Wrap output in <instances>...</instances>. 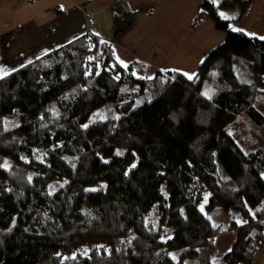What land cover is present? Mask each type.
I'll return each mask as SVG.
<instances>
[{
  "label": "trees",
  "instance_id": "trees-1",
  "mask_svg": "<svg viewBox=\"0 0 264 264\" xmlns=\"http://www.w3.org/2000/svg\"><path fill=\"white\" fill-rule=\"evenodd\" d=\"M250 6L202 0L191 27L208 19L226 38L192 80L125 68L89 34L0 78V264H186L223 234L233 242L217 264H253L264 146L246 151L233 129L243 114L264 125V40L219 14ZM207 194V210L239 220L214 226Z\"/></svg>",
  "mask_w": 264,
  "mask_h": 264
},
{
  "label": "crops",
  "instance_id": "crops-1",
  "mask_svg": "<svg viewBox=\"0 0 264 264\" xmlns=\"http://www.w3.org/2000/svg\"><path fill=\"white\" fill-rule=\"evenodd\" d=\"M201 2L0 0V67L13 71L89 34L111 43L119 62L146 65L151 79L158 72L187 73L195 78L205 57L226 38L208 19L191 27ZM259 3L251 0L240 20L239 10L230 9L234 17L229 19L230 30L264 36V3ZM252 16L256 24L261 22L254 24L255 31L243 24Z\"/></svg>",
  "mask_w": 264,
  "mask_h": 264
},
{
  "label": "rangeland",
  "instance_id": "rangeland-1",
  "mask_svg": "<svg viewBox=\"0 0 264 264\" xmlns=\"http://www.w3.org/2000/svg\"><path fill=\"white\" fill-rule=\"evenodd\" d=\"M263 3H264L263 0H260L259 4L261 5ZM235 9L239 10L238 7H236ZM219 12H223L228 16L233 14V11L230 9H220ZM252 19H253V16L246 18L243 21V24L247 25V28L249 30L255 31L256 26L254 24L256 23ZM259 23H257L256 25H259ZM247 34L250 37H256L253 34H250V33H247ZM4 71L7 73L10 72L9 69L4 70ZM261 94H264V92ZM111 106L112 105L109 104L103 107L102 109L98 110L90 118L87 125H90L91 123L97 120L107 119L110 115ZM256 107L264 115V95H263L262 101H258L256 103ZM238 119L240 122L233 130L235 132V135L239 138L240 143L242 144L244 149L250 152V151H254L264 146V125L263 126L257 125L255 122L251 121L249 117H247L245 114L241 115ZM14 122H15L14 118L8 119L6 121V125H14ZM10 166L11 165L8 161H6L3 164L4 168H9ZM54 187H55L54 188L55 190L57 186H54ZM205 197H207V202H205V199H204L201 205L203 206V213L205 215H208V217L212 219L213 223L217 227L219 225L222 228L227 227L230 218L239 220L240 215L238 213H231L230 218H228L226 215H224L222 212H219L218 210H214V211L207 210L210 195L207 194ZM232 242H233L232 235L223 234L222 236L217 237L215 240L210 241L206 246H204V248L200 251V255L197 259L188 260L186 264H217L220 262L224 254L230 249ZM180 254H181L180 251H176L171 254V257L175 260H178L180 258ZM263 260H264V248L260 250L253 264H264Z\"/></svg>",
  "mask_w": 264,
  "mask_h": 264
},
{
  "label": "snow or ice",
  "instance_id": "snow-or-ice-1",
  "mask_svg": "<svg viewBox=\"0 0 264 264\" xmlns=\"http://www.w3.org/2000/svg\"><path fill=\"white\" fill-rule=\"evenodd\" d=\"M216 2H217V0H213V3H216ZM219 14L225 20L233 19L234 18V17H230V16L226 15L223 12H220ZM232 31H234V32H241L243 30L242 29H239V28H233ZM256 38L261 39V40H264V36L256 37ZM117 59H119V58H117ZM120 63L122 64V66H124L125 68H127V64H125L123 61H120ZM173 71H175V70H173ZM3 75H7V72H5L4 69L0 68V78H3ZM184 75H186L189 80L194 79V76L193 75H189L187 73H184ZM85 127H87V126H85ZM105 162H107V161H105ZM261 178L264 179V175H262ZM205 202H207V197H205ZM201 211H203V206H201ZM214 226H216V225H214ZM229 251H231V249H229Z\"/></svg>",
  "mask_w": 264,
  "mask_h": 264
}]
</instances>
